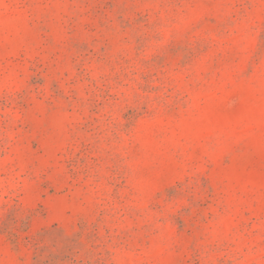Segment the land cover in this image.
Masks as SVG:
<instances>
[{"label":"rangeland","instance_id":"rangeland-1","mask_svg":"<svg viewBox=\"0 0 264 264\" xmlns=\"http://www.w3.org/2000/svg\"><path fill=\"white\" fill-rule=\"evenodd\" d=\"M0 264H264V0H0Z\"/></svg>","mask_w":264,"mask_h":264}]
</instances>
